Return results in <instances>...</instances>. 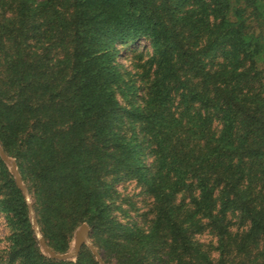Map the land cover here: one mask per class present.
<instances>
[{
    "label": "trees",
    "instance_id": "16d2710c",
    "mask_svg": "<svg viewBox=\"0 0 264 264\" xmlns=\"http://www.w3.org/2000/svg\"><path fill=\"white\" fill-rule=\"evenodd\" d=\"M0 143L56 251L88 222L108 264H264V0H0ZM0 211V264H98L41 252L1 158Z\"/></svg>",
    "mask_w": 264,
    "mask_h": 264
},
{
    "label": "rangeland",
    "instance_id": "374dc122",
    "mask_svg": "<svg viewBox=\"0 0 264 264\" xmlns=\"http://www.w3.org/2000/svg\"><path fill=\"white\" fill-rule=\"evenodd\" d=\"M118 46H119L118 48L120 49L119 61L124 66H126V69L131 70V71H134L135 70V69H133L134 64H137V62H140L141 61V58H142V57H140L139 53L135 51V49H137L138 47L140 48V47H143V46H147L148 49L151 50L150 45L148 44V42H146L144 40H138V41H136L134 43L118 44ZM134 74H135L134 76L137 78V83L138 84H141L143 82L142 79H141V77H139V75L137 76L136 73H134ZM0 145L2 146L1 143H0ZM2 148L4 149L3 146H2ZM8 155L11 158H13L15 160L16 164H17V167H18V170L20 172V175H21V177L23 179V182H24V184L26 185V187H27V189L29 191L30 200H31V203H32L33 208H34V212H35V216H36V219H37V222H38L39 229H40L41 233L44 236L42 223L40 222V219H39V216H38V211H37L36 204H35L36 203L35 193H34L33 189L30 188V184H29L28 179L26 177H24V174L22 173V169H21V167H20V165L18 163V157L15 156L14 154H8ZM5 165H6V163H5ZM7 168H8V171L10 172L8 166H7ZM10 174H11V172H10ZM14 182H15V180H14ZM115 188H116V191L118 190V192L120 193V195L123 198H130V201L135 206L134 210L132 209L131 212H130L131 213V216L140 217V215H139L140 213H147L149 211V208L151 206V199L147 195H145L143 193L141 187L135 181H133V180H124L121 183H117ZM26 203H27V201H26ZM27 209H28V204H27ZM135 211H137L138 213L136 214ZM28 218H29V211H28ZM29 222H30V218H29ZM82 223H86L89 226V229H90V237L89 238H90L91 242L94 244V246L96 247V249L99 252V254L101 255L102 259L104 260V256L102 254V250H100L98 248V246H96V244L94 242V238H93V235H92V228H91V226L88 224V222H82ZM82 223H80L79 225H77L72 230L71 235L69 237H67V239H68V246H67V249L65 251H56L52 247H50V246L49 247L52 248L54 251L59 252V253H63V252L69 251L73 247V244H74L73 237L75 236V231L78 229V227ZM30 226H31V223H30ZM31 229H32V226H31ZM32 231H33V229H32ZM33 233H34V231H33ZM8 235H9V228L7 227L5 218H4L3 214L0 211V247L1 248H3L5 246V244L7 242V236ZM34 236H35V234H34ZM198 237H200V239L202 241H205V242H210V241H214L215 242V240H216V238L213 237V235H211L210 233H207V232H205L204 234H201ZM44 239H45V236H44ZM37 242H38V240H37ZM38 245H39V242H38ZM83 246H85L90 251V253L93 255V253L91 252L90 248L86 244H84ZM39 247H40V245H39ZM81 248H80L78 254L75 257L70 258V259H66V260H63V261H72V262L76 261L78 259L79 255H80ZM40 250H41V252L44 255H46L42 251L41 247H40ZM47 257H49V256H47ZM93 257H94V260L99 264V262L96 260V258H95L94 255H93ZM57 260H59V259H57ZM106 264H108V263L106 262Z\"/></svg>",
    "mask_w": 264,
    "mask_h": 264
},
{
    "label": "water",
    "instance_id": "95a60500",
    "mask_svg": "<svg viewBox=\"0 0 264 264\" xmlns=\"http://www.w3.org/2000/svg\"><path fill=\"white\" fill-rule=\"evenodd\" d=\"M0 157L1 159L6 163V165L9 167V170L11 174L14 177L15 183L18 186V188L22 191L27 204H28V211H29V218H30V223L32 226V229L34 231V234L36 236V239L39 242V245L42 249V251L49 257L54 258V259H59V260H66L75 257L80 248L86 244L93 255L95 256L96 260L99 262V264H106V262L102 259L101 255L97 251L96 247L90 240V229L89 226L86 223H82L78 229L75 231V236L73 237L74 239V244L73 247L63 253H59L54 251L52 248L49 247L46 239H44L43 234L41 233L38 222L35 216L34 208L30 200V194L29 191L26 187V185L23 182V179L20 175V172L18 170L17 164L13 158H11L2 148L0 145Z\"/></svg>",
    "mask_w": 264,
    "mask_h": 264
}]
</instances>
